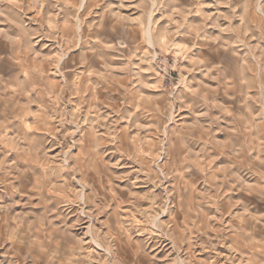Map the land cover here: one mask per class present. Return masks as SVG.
<instances>
[{
    "label": "rangeland",
    "instance_id": "obj_1",
    "mask_svg": "<svg viewBox=\"0 0 264 264\" xmlns=\"http://www.w3.org/2000/svg\"><path fill=\"white\" fill-rule=\"evenodd\" d=\"M0 264H264V0H0Z\"/></svg>",
    "mask_w": 264,
    "mask_h": 264
}]
</instances>
